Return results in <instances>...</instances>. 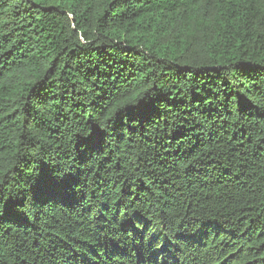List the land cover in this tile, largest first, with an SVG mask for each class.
Masks as SVG:
<instances>
[{
  "label": "trees",
  "instance_id": "obj_1",
  "mask_svg": "<svg viewBox=\"0 0 264 264\" xmlns=\"http://www.w3.org/2000/svg\"><path fill=\"white\" fill-rule=\"evenodd\" d=\"M0 264H264V0H0Z\"/></svg>",
  "mask_w": 264,
  "mask_h": 264
}]
</instances>
